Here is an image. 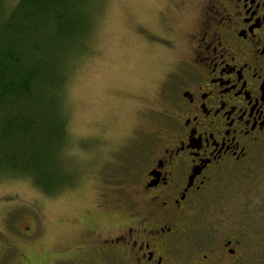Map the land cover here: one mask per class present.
Returning a JSON list of instances; mask_svg holds the SVG:
<instances>
[{
  "label": "flooded vegetation",
  "instance_id": "1",
  "mask_svg": "<svg viewBox=\"0 0 264 264\" xmlns=\"http://www.w3.org/2000/svg\"><path fill=\"white\" fill-rule=\"evenodd\" d=\"M177 3L194 29L158 127L119 156L85 225L43 258L26 221L0 264H264V0Z\"/></svg>",
  "mask_w": 264,
  "mask_h": 264
},
{
  "label": "rangeland",
  "instance_id": "2",
  "mask_svg": "<svg viewBox=\"0 0 264 264\" xmlns=\"http://www.w3.org/2000/svg\"><path fill=\"white\" fill-rule=\"evenodd\" d=\"M180 1H94L90 33L62 69L69 120L64 155L78 174L76 186L45 196L30 181L7 179L10 186L0 185V237L37 219L38 238L32 243L44 258L58 244L60 230L74 222L85 225L99 186L112 185L119 156L145 139L141 133L158 127L163 106L158 90L189 54L184 39L194 29L193 13L184 16L176 9Z\"/></svg>",
  "mask_w": 264,
  "mask_h": 264
},
{
  "label": "trees",
  "instance_id": "3",
  "mask_svg": "<svg viewBox=\"0 0 264 264\" xmlns=\"http://www.w3.org/2000/svg\"><path fill=\"white\" fill-rule=\"evenodd\" d=\"M94 1L0 0V183L24 179L45 196L76 186L62 69L90 33Z\"/></svg>",
  "mask_w": 264,
  "mask_h": 264
}]
</instances>
